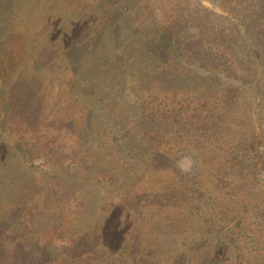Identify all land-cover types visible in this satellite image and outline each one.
<instances>
[{"label": "trees", "instance_id": "16d2710c", "mask_svg": "<svg viewBox=\"0 0 264 264\" xmlns=\"http://www.w3.org/2000/svg\"><path fill=\"white\" fill-rule=\"evenodd\" d=\"M0 264H264V0H0Z\"/></svg>", "mask_w": 264, "mask_h": 264}, {"label": "rangeland", "instance_id": "374dc122", "mask_svg": "<svg viewBox=\"0 0 264 264\" xmlns=\"http://www.w3.org/2000/svg\"><path fill=\"white\" fill-rule=\"evenodd\" d=\"M40 104H42V102H39V104L38 105H40ZM48 104V103H47ZM39 107V106H38ZM48 107H49V105H45V110L46 111H48ZM64 108H65V106H63V108L61 109V111H60V116H63V113L65 112L64 111ZM47 116L48 117H51L48 113H47ZM182 158H184V157H182ZM178 166L183 170V171H188L189 170V165H188V163H187V161H185V162H179L178 163ZM30 187V186H29ZM28 187V188H29ZM32 188V187H31Z\"/></svg>", "mask_w": 264, "mask_h": 264}]
</instances>
